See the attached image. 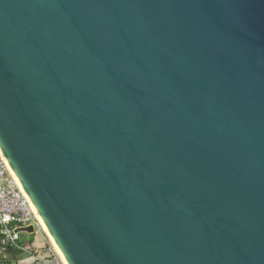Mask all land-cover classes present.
Instances as JSON below:
<instances>
[{"label":"water","instance_id":"1","mask_svg":"<svg viewBox=\"0 0 264 264\" xmlns=\"http://www.w3.org/2000/svg\"><path fill=\"white\" fill-rule=\"evenodd\" d=\"M0 150L66 264H264V0H0Z\"/></svg>","mask_w":264,"mask_h":264},{"label":"built area","instance_id":"2","mask_svg":"<svg viewBox=\"0 0 264 264\" xmlns=\"http://www.w3.org/2000/svg\"><path fill=\"white\" fill-rule=\"evenodd\" d=\"M37 225L31 202L0 152V253L6 247L27 250L28 246L21 235L24 233L30 236L34 233L20 232L19 229L33 226L35 232Z\"/></svg>","mask_w":264,"mask_h":264},{"label":"rangeland","instance_id":"3","mask_svg":"<svg viewBox=\"0 0 264 264\" xmlns=\"http://www.w3.org/2000/svg\"><path fill=\"white\" fill-rule=\"evenodd\" d=\"M21 237L22 240L26 242L28 248L27 250L23 251V254L17 253L12 258H10L8 254L2 256L6 260L9 259L11 262L10 264H62L58 255L50 244V241L39 225L36 226L35 232L31 235V237L24 233L21 235ZM26 258H29L30 260L23 263L20 262Z\"/></svg>","mask_w":264,"mask_h":264},{"label":"bare ground","instance_id":"4","mask_svg":"<svg viewBox=\"0 0 264 264\" xmlns=\"http://www.w3.org/2000/svg\"><path fill=\"white\" fill-rule=\"evenodd\" d=\"M0 152H1V150H0ZM1 153H2V152H1ZM4 159H5V158H4ZM5 160H6V159H5ZM6 163H7V161H6ZM7 165H8V163H7ZM8 167H9V165H8ZM9 170H10L11 173L13 174L12 170L10 169V167H9ZM13 175H14V174H13ZM14 177H15V175H14ZM15 178H16V177H15ZM16 180H17V179H16ZM17 182H18V180H17ZM18 184H19V182H18ZM19 185H20V184H19ZM20 187H21V186H20ZM21 188H22V187H21ZM22 190H23V189H22ZM24 193H25V192H24ZM32 208H33V211H34V213H35V215H36V218H37V220H38V225L42 228L44 234L47 236L48 240L50 241V244L52 245L54 251H55L56 254L58 255V257H59L60 261L62 262V264H66V262H65L63 256L61 255V253H60L58 247L56 246L54 240H53L52 237L50 236V234H49L47 228L45 227V225H44L42 219L40 218L38 212H37L36 209L33 207V205H32ZM28 260H30V259L27 258V259H25L24 261H21V263H23V262H27Z\"/></svg>","mask_w":264,"mask_h":264},{"label":"trees","instance_id":"5","mask_svg":"<svg viewBox=\"0 0 264 264\" xmlns=\"http://www.w3.org/2000/svg\"><path fill=\"white\" fill-rule=\"evenodd\" d=\"M31 237V235L29 236ZM30 239V238H29ZM30 243V241H29ZM17 253H22L23 254V251H19V250H15V249H12V248H9V247H6L3 249V251L0 253V264H10V260H6L5 258H3L2 256L4 255H9L10 258H12L13 256H15ZM11 255V256H10ZM23 258V257H21Z\"/></svg>","mask_w":264,"mask_h":264},{"label":"crops","instance_id":"6","mask_svg":"<svg viewBox=\"0 0 264 264\" xmlns=\"http://www.w3.org/2000/svg\"><path fill=\"white\" fill-rule=\"evenodd\" d=\"M21 262V261H20Z\"/></svg>","mask_w":264,"mask_h":264}]
</instances>
